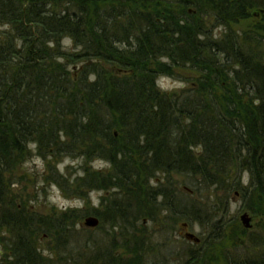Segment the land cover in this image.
I'll return each mask as SVG.
<instances>
[{
    "label": "trees",
    "instance_id": "obj_1",
    "mask_svg": "<svg viewBox=\"0 0 264 264\" xmlns=\"http://www.w3.org/2000/svg\"><path fill=\"white\" fill-rule=\"evenodd\" d=\"M254 10L260 19L247 36L258 40L264 0H0V264H144V243L132 240L144 219L157 222L150 210L202 224L206 209L170 182H149L158 175L234 192L245 173L243 189L264 212V61L233 29ZM184 68L199 75L192 87L157 88ZM30 155L105 161V173L86 168L73 183L104 192L100 208L42 214L4 203L5 175ZM48 174L69 191L64 176ZM88 216L96 228L81 226ZM193 248L181 264H199L208 244ZM243 261L264 264V254Z\"/></svg>",
    "mask_w": 264,
    "mask_h": 264
},
{
    "label": "rangeland",
    "instance_id": "obj_2",
    "mask_svg": "<svg viewBox=\"0 0 264 264\" xmlns=\"http://www.w3.org/2000/svg\"><path fill=\"white\" fill-rule=\"evenodd\" d=\"M260 14L255 10L252 11L250 21L240 22L233 29L238 32L242 47L254 59L259 62L264 61V34H258L259 39L247 36L249 27L253 21L258 22ZM7 30L5 25L0 23V38H2ZM213 35L216 38L222 37L221 29H213ZM234 35H236L234 33ZM256 35V34H255ZM237 36V35H236ZM252 38V39H251ZM61 44L64 48L71 49L72 44L69 39H62ZM79 65V64H78ZM77 65V66H78ZM81 66V65H79ZM199 77L198 73L190 68L175 70L172 76H161L156 81L157 88L165 94L179 95L184 89L193 86L195 79ZM89 171H99L105 173L109 168L103 160H93L84 162L79 157H60L56 160H43L36 155H30L14 166L9 173L5 175L4 184L6 183V197L11 201L12 206L24 207L29 211H36L47 214L52 211H63L68 208H80L82 210H94L100 208V197L102 192L97 190L77 191L73 185L74 180L83 175L84 169ZM64 176L66 186L70 189L67 193L61 191V185L49 178L48 171ZM155 176V175H154ZM55 178V177H54ZM53 178V180H55ZM239 183L238 188L232 192L226 189L229 185L221 186H205L202 183L190 182L184 177L172 174L166 179L165 176L158 175L149 179V182H170L174 185V189L185 198H188L194 207L202 209L198 210L200 216L198 221L179 220L174 221L170 217L159 214L157 209L150 210L152 217L157 220L152 223L144 219L142 221L145 232L134 237L132 241L142 240L144 243V251L142 258L144 264H181L178 255L185 250H194L193 247L201 246L206 242L208 249L199 264H222L221 258L229 257L231 264H240L249 260L257 261L264 254V217L261 214L262 208L258 207V203L251 196L249 190L244 191L247 182V175L239 173L237 176ZM63 187V186H62ZM244 193V195H243ZM206 215L204 216L203 214ZM246 214L250 219V228L245 229L240 221V217ZM89 217V216H88ZM85 219V218H84ZM83 219V220H84ZM166 219V220H165ZM83 222V221H82ZM81 222V223H82ZM220 229L221 238L216 243L208 242L211 239L213 231ZM104 231L107 227L103 228ZM164 230L165 232L161 231ZM102 231V230H101ZM92 234L91 238L101 239L102 232ZM160 232L164 233L161 234ZM192 234L197 243H193L185 238L186 234ZM6 236L0 234V260L4 254L3 242ZM45 245L46 241H41ZM257 246V248H254ZM259 246V247H258ZM47 246L45 245V248ZM45 255H48L45 249ZM225 261V262H229ZM190 263V261H188Z\"/></svg>",
    "mask_w": 264,
    "mask_h": 264
},
{
    "label": "water",
    "instance_id": "obj_3",
    "mask_svg": "<svg viewBox=\"0 0 264 264\" xmlns=\"http://www.w3.org/2000/svg\"><path fill=\"white\" fill-rule=\"evenodd\" d=\"M240 221L243 225V227L245 229H249L250 228V219L248 218V216L246 214H243L241 217H240ZM98 219L92 217V216H89V217H86L83 222L81 223V226L84 227V228H87V229H94L98 226ZM185 238L187 240H190L192 241L193 243H197L198 242V239H196L192 234H186L185 235Z\"/></svg>",
    "mask_w": 264,
    "mask_h": 264
},
{
    "label": "bare ground",
    "instance_id": "obj_4",
    "mask_svg": "<svg viewBox=\"0 0 264 264\" xmlns=\"http://www.w3.org/2000/svg\"><path fill=\"white\" fill-rule=\"evenodd\" d=\"M126 168H127L128 171H130V166H129V165H127ZM97 191H98V190H97ZM99 192H102V191H99ZM102 195L104 196V192H102ZM103 196H101L100 199H101ZM92 217H94V218L97 219L96 216H92Z\"/></svg>",
    "mask_w": 264,
    "mask_h": 264
}]
</instances>
